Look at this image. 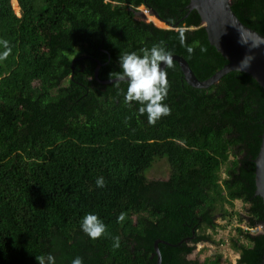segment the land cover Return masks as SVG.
<instances>
[{"label": "trees", "instance_id": "16d2710c", "mask_svg": "<svg viewBox=\"0 0 264 264\" xmlns=\"http://www.w3.org/2000/svg\"><path fill=\"white\" fill-rule=\"evenodd\" d=\"M12 1L0 0V40L11 49L0 60V264H39L47 253L56 264L77 256L83 264H157L158 239L167 242L159 243L161 264H222L221 253L189 256L229 226L235 264H261L264 234L247 229L264 221L253 162L263 87L231 71L196 88L172 61L162 101L170 113L149 123L136 102L125 104V81L100 82L118 77L121 54L161 41L200 80L221 69L227 60L189 0H17L19 15ZM141 6L175 27L147 21ZM231 6L264 36V0ZM159 158L169 176L149 178ZM88 213L106 225L97 239L81 230Z\"/></svg>", "mask_w": 264, "mask_h": 264}, {"label": "water", "instance_id": "95a60500", "mask_svg": "<svg viewBox=\"0 0 264 264\" xmlns=\"http://www.w3.org/2000/svg\"><path fill=\"white\" fill-rule=\"evenodd\" d=\"M231 5L232 0H189L188 11L196 10L198 12L210 44L227 60V63L212 76L205 80H200L196 77L187 60L180 55H173L172 61H176L179 64L184 79L193 87H210L227 73L240 71L251 75L264 89V36L241 22ZM149 11L167 27H175V24L159 18V15L153 9H149ZM139 14L144 19H147V15L144 12ZM100 66L101 64L98 63L94 70V76L97 80H99ZM162 68L165 69L166 66L162 64ZM113 81L121 80L116 77L100 82L111 83ZM253 162L255 163V194L264 201V131L259 153ZM258 226V232L264 234V221L259 223ZM159 243L167 244V242L161 239L154 242L157 264H161L162 260ZM261 264H264V257Z\"/></svg>", "mask_w": 264, "mask_h": 264}, {"label": "clouds", "instance_id": "9594fccd", "mask_svg": "<svg viewBox=\"0 0 264 264\" xmlns=\"http://www.w3.org/2000/svg\"><path fill=\"white\" fill-rule=\"evenodd\" d=\"M143 7L144 10L141 11L139 9L140 12H144L147 17L148 15H152L148 8ZM16 14L19 15L20 11ZM180 41L181 44L184 43L182 33L180 34ZM0 46L3 48V51H0V60H4L9 55L11 49L6 40H0ZM186 50L189 54L193 52L191 46H188ZM172 56V51L166 49L163 41L159 44H154L151 48L141 49L140 54L129 52L119 56L121 72L118 74V79L125 81L127 84L124 102L125 104L136 102L139 105V114L144 115L146 113L149 123H155L162 116H167L170 113L169 106L162 102L168 92V81L162 64L171 67ZM96 186L104 187L103 177L96 179ZM123 219L124 214L121 213L117 220L120 222ZM80 227L91 239H97L106 233V225L94 213L86 214L82 218ZM119 246L120 238L118 236L113 237V247L118 248ZM36 259L39 264H56V259L51 253L36 256ZM71 264H83V260L77 256L72 259Z\"/></svg>", "mask_w": 264, "mask_h": 264}, {"label": "rangeland", "instance_id": "374dc122", "mask_svg": "<svg viewBox=\"0 0 264 264\" xmlns=\"http://www.w3.org/2000/svg\"><path fill=\"white\" fill-rule=\"evenodd\" d=\"M12 1L14 10L16 13H19V6L18 3L15 5ZM18 8V9H17ZM141 11L144 10V7L141 6L139 8ZM18 10V11H17ZM150 16L148 15L147 21H151L149 19ZM153 22V21H151ZM155 23V22H153ZM159 27H167L164 23H155ZM153 167L146 172V175L149 178L155 179H166L169 176L170 169L169 165L167 164L166 158H159L155 162H153ZM242 203L240 201H236V208L238 210H242ZM220 223H225L224 221H220ZM211 233L210 230H208ZM235 230L232 227H228L226 229H219L218 232L214 235L215 242H207V243H200L196 246L194 252L189 256V258H198L200 261H204L207 258L214 257L216 254H222V264H228L229 262L235 264L238 253L234 251L231 247V239L232 236L235 235Z\"/></svg>", "mask_w": 264, "mask_h": 264}, {"label": "bare ground", "instance_id": "6f19581e", "mask_svg": "<svg viewBox=\"0 0 264 264\" xmlns=\"http://www.w3.org/2000/svg\"><path fill=\"white\" fill-rule=\"evenodd\" d=\"M13 1H14L13 3H14L15 5H17V1H16V0H13ZM17 9H18V8H17ZM17 11H18V10H17ZM149 19H150L151 21L157 23V24H158V23H159V24L161 23V21H159L156 17H154V15H153V16H150ZM159 24H158V25H159Z\"/></svg>", "mask_w": 264, "mask_h": 264}, {"label": "built area", "instance_id": "2783aa9c", "mask_svg": "<svg viewBox=\"0 0 264 264\" xmlns=\"http://www.w3.org/2000/svg\"><path fill=\"white\" fill-rule=\"evenodd\" d=\"M258 229H259V226L257 225L256 227H254V228H249V229H247V230H249V231L252 232V233H258Z\"/></svg>", "mask_w": 264, "mask_h": 264}]
</instances>
